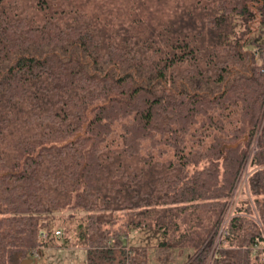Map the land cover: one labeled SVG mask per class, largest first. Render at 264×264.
<instances>
[{
  "label": "trees",
  "instance_id": "obj_1",
  "mask_svg": "<svg viewBox=\"0 0 264 264\" xmlns=\"http://www.w3.org/2000/svg\"><path fill=\"white\" fill-rule=\"evenodd\" d=\"M263 101L264 0H0V264L63 213L87 264H204ZM248 167L208 264H264Z\"/></svg>",
  "mask_w": 264,
  "mask_h": 264
},
{
  "label": "rangeland",
  "instance_id": "obj_2",
  "mask_svg": "<svg viewBox=\"0 0 264 264\" xmlns=\"http://www.w3.org/2000/svg\"><path fill=\"white\" fill-rule=\"evenodd\" d=\"M225 211L226 208L224 212ZM224 212L222 214V217L224 215ZM231 216H232V211H231ZM78 218L79 216L77 214L71 218H67L66 214L63 213L62 216L55 219V224H54L56 225L55 228H58L60 230V233L58 234L59 236L57 237L53 236L54 242L56 244L43 246L42 248H40V253L38 255L36 256L31 255V257L30 256L26 257L27 259L30 260L26 262H22V260H20L18 264H87L86 252L84 248L78 246L77 243H75L76 239L74 237V233L75 231H77L76 230L77 223L79 222ZM63 228L67 230L65 232V234L68 237L66 242H62V236L64 235L62 232ZM156 240H157V235L153 231H150L148 229H138L133 231L132 235L126 238L124 241H126L128 245H133V244L146 245L148 247L147 264H160L158 258L156 257V254H154L153 252V246L156 243ZM187 253L188 252L184 251L181 254H175L174 261L173 262L171 261L169 264H178L185 258V255H187ZM210 258L211 257L208 256L204 264H208Z\"/></svg>",
  "mask_w": 264,
  "mask_h": 264
},
{
  "label": "built area",
  "instance_id": "obj_3",
  "mask_svg": "<svg viewBox=\"0 0 264 264\" xmlns=\"http://www.w3.org/2000/svg\"><path fill=\"white\" fill-rule=\"evenodd\" d=\"M261 136L264 137V101H263V106H262V111H261V114H260L259 121H258L256 127L254 128V130L252 131V134H251V138H250V141H249V144H248V147H247V154H246L245 160H244V162H243V164H242V166H241V168H240V170L238 172V176H237V179H236V183H235L234 189L232 191V194L230 196L228 205L226 207V211L224 212V215H223V217L221 219V222H220V225H219V228H218V231H217V237H216V239H214V242L212 244L213 249L211 247L212 250H210V253H209L210 257L214 253V250L218 246L217 243L220 241V236L224 232L225 224H226V222L228 221V219L231 216L232 206H233L234 201L236 200V197H237L239 191L242 188H246L247 176H248V174L251 171L249 169V167H248L249 159H250L251 154L256 150L257 144H258V140H259V138ZM59 233H60L59 229H54L53 232H52V236H57ZM40 237L43 238V239L46 238L47 237V233L44 232V231L41 232L40 233ZM39 253H40V251L38 249H33L32 250V256H36Z\"/></svg>",
  "mask_w": 264,
  "mask_h": 264
},
{
  "label": "water",
  "instance_id": "obj_4",
  "mask_svg": "<svg viewBox=\"0 0 264 264\" xmlns=\"http://www.w3.org/2000/svg\"><path fill=\"white\" fill-rule=\"evenodd\" d=\"M20 255H21V252L20 251H16L14 252L12 255H11V264H18V262L20 260H22V262H26V261H29L30 259H27V258H21L20 259ZM19 257V259H18ZM18 259V260H17Z\"/></svg>",
  "mask_w": 264,
  "mask_h": 264
}]
</instances>
